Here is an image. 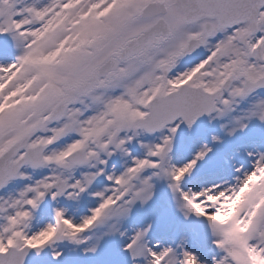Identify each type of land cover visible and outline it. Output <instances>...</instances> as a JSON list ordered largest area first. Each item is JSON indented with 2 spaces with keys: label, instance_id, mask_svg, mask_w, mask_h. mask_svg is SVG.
I'll use <instances>...</instances> for the list:
<instances>
[{
  "label": "snow or ice",
  "instance_id": "snow-or-ice-1",
  "mask_svg": "<svg viewBox=\"0 0 264 264\" xmlns=\"http://www.w3.org/2000/svg\"><path fill=\"white\" fill-rule=\"evenodd\" d=\"M0 264H264V0H0Z\"/></svg>",
  "mask_w": 264,
  "mask_h": 264
}]
</instances>
